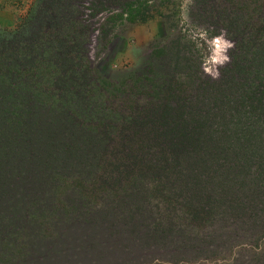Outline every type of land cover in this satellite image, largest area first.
Returning <instances> with one entry per match:
<instances>
[{"label":"trees","instance_id":"16d2710c","mask_svg":"<svg viewBox=\"0 0 264 264\" xmlns=\"http://www.w3.org/2000/svg\"><path fill=\"white\" fill-rule=\"evenodd\" d=\"M82 1L0 34V264H264V4L212 15L232 42L215 79L171 43L159 63L183 81L102 99L65 22Z\"/></svg>","mask_w":264,"mask_h":264},{"label":"rangeland","instance_id":"374dc122","mask_svg":"<svg viewBox=\"0 0 264 264\" xmlns=\"http://www.w3.org/2000/svg\"><path fill=\"white\" fill-rule=\"evenodd\" d=\"M100 1L102 6L94 0H83L76 4L68 10L65 22L79 36V53L82 56L84 48V62L95 68L91 74L99 79H108V84H104L103 88L90 87L92 94L102 99H110L113 88L134 83V78L142 73L148 74L154 86L168 79L183 81L180 77L171 76L170 69L159 63L161 56L167 57L171 52L162 50L163 53L157 55L156 51L167 44L172 46L171 43L190 58V66L193 63L195 68L198 63L205 76L215 79L219 69L228 61L231 48L220 51L218 44L227 42L232 45V42L223 26L212 20V15L220 13L216 12L220 7H225L232 14L240 16L243 12L247 13L248 3V7L259 2L264 4L263 0H141L146 6V19L139 21L136 18L131 22L125 19L122 3ZM36 2L40 4V0H0V34L11 33L18 28ZM212 2L217 5L214 10ZM213 32L215 34H211ZM218 51L227 60L222 63L214 60ZM176 71L180 74L187 69ZM192 109L196 113H203L196 107ZM122 259L123 262L127 261V257Z\"/></svg>","mask_w":264,"mask_h":264},{"label":"clouds","instance_id":"9594fccd","mask_svg":"<svg viewBox=\"0 0 264 264\" xmlns=\"http://www.w3.org/2000/svg\"><path fill=\"white\" fill-rule=\"evenodd\" d=\"M227 47H231V45L227 42L219 43L218 44V49L221 51L223 49H226ZM214 60H218L219 63H222L224 60H227L226 56L221 57L219 55V51L217 52V56L213 57Z\"/></svg>","mask_w":264,"mask_h":264}]
</instances>
